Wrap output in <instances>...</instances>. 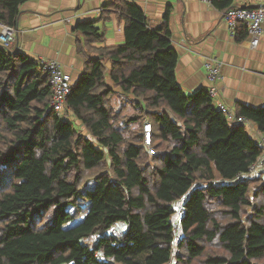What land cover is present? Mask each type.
<instances>
[{"label":"trees","instance_id":"trees-1","mask_svg":"<svg viewBox=\"0 0 264 264\" xmlns=\"http://www.w3.org/2000/svg\"><path fill=\"white\" fill-rule=\"evenodd\" d=\"M28 1L0 0V22L17 28ZM170 12L155 27L133 3L103 6L101 20L123 22L113 47H97L96 22L74 25L79 53L98 56L71 87L70 120L51 110L36 60L0 45V264H264V171L238 179L264 150L207 91L184 94ZM234 38H247L244 26ZM236 116L264 134V107ZM118 223L126 231L106 235ZM90 237L92 249L81 243Z\"/></svg>","mask_w":264,"mask_h":264},{"label":"crops","instance_id":"crops-1","mask_svg":"<svg viewBox=\"0 0 264 264\" xmlns=\"http://www.w3.org/2000/svg\"><path fill=\"white\" fill-rule=\"evenodd\" d=\"M119 1L140 7L149 25L155 27L161 25L169 7L171 42L179 56L175 74L184 94L211 87L203 63L216 59L221 63L222 80L213 100L215 108L223 104L237 115L240 106L264 107V33L256 49L250 47L248 38L237 42L223 22L225 10L201 0H30L21 7L16 38L10 48L30 59L58 61L75 84L83 73L85 60L98 55L79 53L77 41L81 42V34L73 32L74 25L96 22L105 37L97 47L122 45L123 22L117 14L110 13L101 20L102 7ZM250 6L264 7V0H233L230 7ZM109 66L105 62V67ZM249 128L252 136L259 133L253 123Z\"/></svg>","mask_w":264,"mask_h":264},{"label":"built area","instance_id":"built-area-1","mask_svg":"<svg viewBox=\"0 0 264 264\" xmlns=\"http://www.w3.org/2000/svg\"><path fill=\"white\" fill-rule=\"evenodd\" d=\"M201 2L210 6L212 0H201ZM222 19L232 38H234L237 28L242 25L246 30L250 47L252 49H256L258 47L264 33V7H230L224 11ZM0 29V45L5 47L13 45L17 29L3 25L1 22ZM35 60L48 76V83L52 89V98L50 100L51 110H53L56 116L61 120L72 119L73 115L66 107V101L73 85L70 75L64 71L61 64L56 60L45 58H37ZM203 66L206 71L207 80L211 84L207 93L213 101L218 95V83L222 80L221 63L216 59H208L203 63ZM217 109L225 116L229 123L242 124L246 127V129L248 128V131L251 133L249 128L251 123L245 118L236 116L232 108L221 104ZM254 134L253 135L256 136L255 140L264 150V134ZM143 135V147L149 154L154 155L155 151L151 148L152 127L149 123L143 125ZM263 166L264 154L259 161L249 169V173H256L257 170ZM181 212L182 209L180 208L178 211V219ZM177 225L178 222L175 224V228H177Z\"/></svg>","mask_w":264,"mask_h":264},{"label":"rangeland","instance_id":"rangeland-1","mask_svg":"<svg viewBox=\"0 0 264 264\" xmlns=\"http://www.w3.org/2000/svg\"><path fill=\"white\" fill-rule=\"evenodd\" d=\"M229 124H230V126H236L233 123L232 124L229 123ZM74 126H75V129H79L77 123H74ZM247 131H248V128H247ZM261 170H262V167L259 169L258 172H256V173H248L245 176L238 177V179L239 178H243V177H245V179L246 178L255 177L257 175V173H259ZM214 174H215V180H216V182H218L219 181V177H218V175H217V173L215 171H214ZM93 185H94V183L91 182L88 187L91 189L93 187ZM256 188H257V186H254L253 189H251V193L254 192L256 190ZM179 208H180V206L177 205L176 206L177 211L179 210ZM126 228H127L126 224H124V223H118L110 231H108L106 233V235H111V234L119 235V234H122V233H124L126 231ZM97 239H98V237H90L89 239H82L81 243L83 245L88 246L89 248L92 249L95 246Z\"/></svg>","mask_w":264,"mask_h":264}]
</instances>
